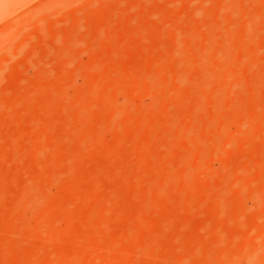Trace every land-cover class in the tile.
<instances>
[{"label": "rangeland", "instance_id": "1", "mask_svg": "<svg viewBox=\"0 0 264 264\" xmlns=\"http://www.w3.org/2000/svg\"><path fill=\"white\" fill-rule=\"evenodd\" d=\"M0 264H264V0H0Z\"/></svg>", "mask_w": 264, "mask_h": 264}]
</instances>
